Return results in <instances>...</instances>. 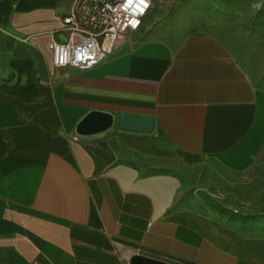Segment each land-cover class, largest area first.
<instances>
[{"label": "crops", "instance_id": "0c3cea01", "mask_svg": "<svg viewBox=\"0 0 264 264\" xmlns=\"http://www.w3.org/2000/svg\"><path fill=\"white\" fill-rule=\"evenodd\" d=\"M73 2L0 0V264H264L263 228L192 187L263 184L242 176L264 162V87L218 36L147 23L93 69H56ZM91 111L113 126L77 134Z\"/></svg>", "mask_w": 264, "mask_h": 264}, {"label": "rangeland", "instance_id": "374dc122", "mask_svg": "<svg viewBox=\"0 0 264 264\" xmlns=\"http://www.w3.org/2000/svg\"><path fill=\"white\" fill-rule=\"evenodd\" d=\"M146 23L183 34L203 31L218 36L249 76L264 87V0H159L141 27ZM200 173V183L193 184V193L206 205L219 215L231 214L233 222L253 219L264 230V162L242 176L263 184L227 186L225 198L219 195L224 187L210 185L213 176L207 170ZM235 211L249 217L240 218ZM129 259L126 264H130Z\"/></svg>", "mask_w": 264, "mask_h": 264}, {"label": "built area", "instance_id": "2783aa9c", "mask_svg": "<svg viewBox=\"0 0 264 264\" xmlns=\"http://www.w3.org/2000/svg\"><path fill=\"white\" fill-rule=\"evenodd\" d=\"M159 0H74L62 18L66 41L51 40L56 69L91 70L140 29Z\"/></svg>", "mask_w": 264, "mask_h": 264}, {"label": "water", "instance_id": "95a60500", "mask_svg": "<svg viewBox=\"0 0 264 264\" xmlns=\"http://www.w3.org/2000/svg\"><path fill=\"white\" fill-rule=\"evenodd\" d=\"M146 119H137L122 117L118 121L120 129L137 130L143 124L149 123ZM114 124L112 115L99 111L89 112L78 124L77 134L79 135H95L109 130ZM131 264H172L165 261H161L155 258H151L145 255L136 254L131 259Z\"/></svg>", "mask_w": 264, "mask_h": 264}, {"label": "bare ground", "instance_id": "6f19581e", "mask_svg": "<svg viewBox=\"0 0 264 264\" xmlns=\"http://www.w3.org/2000/svg\"><path fill=\"white\" fill-rule=\"evenodd\" d=\"M130 264H131V262H130Z\"/></svg>", "mask_w": 264, "mask_h": 264}]
</instances>
